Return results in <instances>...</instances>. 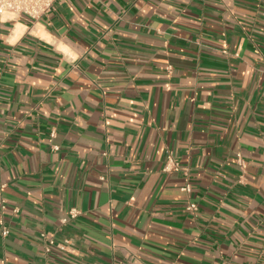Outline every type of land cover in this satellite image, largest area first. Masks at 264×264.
Masks as SVG:
<instances>
[{"label": "crops", "instance_id": "1", "mask_svg": "<svg viewBox=\"0 0 264 264\" xmlns=\"http://www.w3.org/2000/svg\"><path fill=\"white\" fill-rule=\"evenodd\" d=\"M0 264H264V0L0 17Z\"/></svg>", "mask_w": 264, "mask_h": 264}, {"label": "built area", "instance_id": "2", "mask_svg": "<svg viewBox=\"0 0 264 264\" xmlns=\"http://www.w3.org/2000/svg\"><path fill=\"white\" fill-rule=\"evenodd\" d=\"M57 0H0V17L7 16V18H16L18 15H24L31 20H38L43 15L51 12L56 4ZM54 135V133H52ZM57 149L58 146L54 145ZM166 170H181L182 165L176 160L173 154H169L167 162L165 165ZM182 189L190 192L192 190L191 183L187 180L182 186ZM4 206V205H3ZM188 210L197 211L198 204L196 202H190L187 207ZM80 210L78 208H71L67 215L61 219V221L67 222L70 218L78 216ZM9 233V228L6 225L2 226V234L7 235ZM45 237L46 234L42 233ZM50 244H56L59 248H65V244L61 242H56L54 239H49Z\"/></svg>", "mask_w": 264, "mask_h": 264}]
</instances>
